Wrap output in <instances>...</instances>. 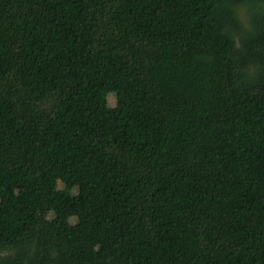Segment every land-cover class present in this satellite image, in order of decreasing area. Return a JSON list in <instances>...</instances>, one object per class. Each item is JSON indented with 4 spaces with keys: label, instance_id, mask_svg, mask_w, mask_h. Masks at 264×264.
Segmentation results:
<instances>
[{
    "label": "trees",
    "instance_id": "obj_1",
    "mask_svg": "<svg viewBox=\"0 0 264 264\" xmlns=\"http://www.w3.org/2000/svg\"><path fill=\"white\" fill-rule=\"evenodd\" d=\"M0 264H264V0H0Z\"/></svg>",
    "mask_w": 264,
    "mask_h": 264
},
{
    "label": "rangeland",
    "instance_id": "obj_2",
    "mask_svg": "<svg viewBox=\"0 0 264 264\" xmlns=\"http://www.w3.org/2000/svg\"><path fill=\"white\" fill-rule=\"evenodd\" d=\"M244 12H245V10H244ZM243 14H242V10H241V15H243ZM115 102H116V97L114 95H111L110 96V105L114 106ZM63 187H64V185L61 182H59V188H63Z\"/></svg>",
    "mask_w": 264,
    "mask_h": 264
}]
</instances>
